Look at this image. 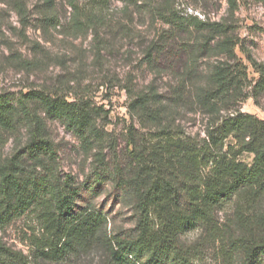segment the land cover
<instances>
[{"label":"rangeland","instance_id":"rangeland-1","mask_svg":"<svg viewBox=\"0 0 264 264\" xmlns=\"http://www.w3.org/2000/svg\"><path fill=\"white\" fill-rule=\"evenodd\" d=\"M106 1L0 0V94L18 110L14 128H0V166L19 154L27 174L48 173L63 182L70 177L79 189L75 209L104 214L107 236L128 238L137 236L140 216L135 154L150 132L169 127L198 143L212 125L233 112L264 121V91H253L259 75L242 51L264 65V3ZM192 17L209 27L196 29ZM214 24H221L226 33L216 31ZM226 38L239 44L235 54L249 67V77L243 101L218 113L204 106L201 96L214 87V67L231 58L223 47ZM32 91L86 103L93 124L81 135L66 120L48 117L39 100L26 101L24 109L20 102ZM144 95L167 106L159 127L130 107ZM38 132L57 151L53 160L46 156L44 168L26 150ZM241 158L252 164L254 155L244 153ZM237 227L235 204L229 202L215 214L213 224L182 234L190 264H241L242 257L227 256L228 240ZM40 230L36 213L29 212L0 229V241L29 255V236ZM104 254L99 248L55 264H102Z\"/></svg>","mask_w":264,"mask_h":264},{"label":"trees","instance_id":"trees-1","mask_svg":"<svg viewBox=\"0 0 264 264\" xmlns=\"http://www.w3.org/2000/svg\"><path fill=\"white\" fill-rule=\"evenodd\" d=\"M230 1L237 4V0ZM73 7L81 12L77 4ZM170 16L172 22L174 15ZM190 19L198 30L209 27L197 18ZM214 26L226 33L221 24ZM222 43L231 58L214 67V87L198 95L204 106L218 113L243 101L244 82L249 77V67L235 54L239 44L227 38ZM242 51L259 75L253 91L262 93L264 65ZM29 100H39L48 117L66 120L81 135L94 122L82 101L32 91L20 102L24 109ZM130 107L156 127L167 108L146 95ZM17 112L12 100L0 94L1 129L14 128ZM236 113L223 116L198 143L177 136L169 127L150 132L141 152L135 154L140 167L135 186L140 213L135 237L107 236L104 214L75 209L79 189L70 177L63 182L48 173L27 174L17 154L0 166V229L34 212L41 230L29 236V255L0 241V264H55L99 248L105 252L102 264H190L191 253L181 244V235L199 225L213 224L215 214L229 202L235 204L238 229L228 240L227 256L233 260L242 257L241 264H264V121ZM3 144L0 134V148ZM26 150L43 168L46 156L53 160L57 155L54 144L40 132ZM244 153L254 155L252 164L242 160Z\"/></svg>","mask_w":264,"mask_h":264}]
</instances>
